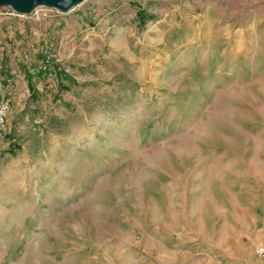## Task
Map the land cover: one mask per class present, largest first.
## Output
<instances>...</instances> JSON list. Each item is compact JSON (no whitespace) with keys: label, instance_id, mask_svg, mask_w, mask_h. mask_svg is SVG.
<instances>
[{"label":"rangeland","instance_id":"obj_1","mask_svg":"<svg viewBox=\"0 0 264 264\" xmlns=\"http://www.w3.org/2000/svg\"><path fill=\"white\" fill-rule=\"evenodd\" d=\"M3 101L0 264H217L227 183L264 200V0L0 15Z\"/></svg>","mask_w":264,"mask_h":264},{"label":"crops","instance_id":"obj_2","mask_svg":"<svg viewBox=\"0 0 264 264\" xmlns=\"http://www.w3.org/2000/svg\"><path fill=\"white\" fill-rule=\"evenodd\" d=\"M260 157L259 181L264 187V148L260 149ZM233 185L227 183L225 197L222 196L225 199L221 201L226 205L217 212L218 228L213 233L220 257L217 264H264V258L255 254V249L264 244V213L258 212L264 200L254 206L250 201L241 202L231 189Z\"/></svg>","mask_w":264,"mask_h":264},{"label":"water","instance_id":"obj_3","mask_svg":"<svg viewBox=\"0 0 264 264\" xmlns=\"http://www.w3.org/2000/svg\"><path fill=\"white\" fill-rule=\"evenodd\" d=\"M84 1L86 0H0V8L9 7L23 15L33 13L37 7H46L65 13Z\"/></svg>","mask_w":264,"mask_h":264},{"label":"built area","instance_id":"obj_4","mask_svg":"<svg viewBox=\"0 0 264 264\" xmlns=\"http://www.w3.org/2000/svg\"><path fill=\"white\" fill-rule=\"evenodd\" d=\"M32 14V13H31ZM0 15H7L11 17H23L25 15L19 14L12 10L9 7H1L0 8ZM26 61L28 62L30 58L25 56ZM55 61L53 59V55L51 54L50 50L46 48V50L42 51L41 61L39 63V70L43 74L44 78L50 79L53 75V65ZM9 103L8 101H3L0 104V126L4 128L5 123V115L8 109ZM255 254L259 257L264 258V244L258 246L255 249Z\"/></svg>","mask_w":264,"mask_h":264},{"label":"trees","instance_id":"obj_5","mask_svg":"<svg viewBox=\"0 0 264 264\" xmlns=\"http://www.w3.org/2000/svg\"><path fill=\"white\" fill-rule=\"evenodd\" d=\"M136 19L138 20V26L141 28L143 27L148 21L154 19V17L145 12L144 9L139 8L138 12L136 13ZM63 90L66 88H62ZM10 152H14V150H10Z\"/></svg>","mask_w":264,"mask_h":264}]
</instances>
